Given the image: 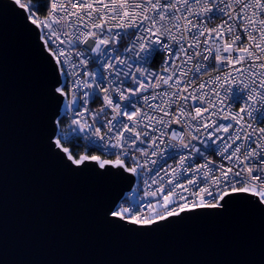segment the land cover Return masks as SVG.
Returning <instances> with one entry per match:
<instances>
[{
    "label": "snow or ice",
    "instance_id": "6c2138e0",
    "mask_svg": "<svg viewBox=\"0 0 264 264\" xmlns=\"http://www.w3.org/2000/svg\"><path fill=\"white\" fill-rule=\"evenodd\" d=\"M11 2L48 64L49 94L59 109L51 118L49 148L72 171L120 181L131 180L126 173L158 177L144 181L148 189L156 185L143 191L144 199L132 195L129 185L128 194L117 193L104 209L110 222L151 230L185 215L219 214L234 202L264 211V128L244 121L245 115L252 118L253 105L264 110V0ZM217 14L222 22L209 27ZM125 37L131 43L121 51ZM161 52L167 53L162 72L148 71L144 65ZM89 53L98 72L80 71ZM83 89L88 91L78 97ZM101 95L103 105L89 112V98L95 102ZM69 111L74 118L62 132ZM202 130L227 167L210 161L193 167L194 158L204 159L192 145ZM165 148L179 149L168 155L179 159L161 176L155 158ZM105 150L114 159L90 154Z\"/></svg>",
    "mask_w": 264,
    "mask_h": 264
},
{
    "label": "water",
    "instance_id": "95a60500",
    "mask_svg": "<svg viewBox=\"0 0 264 264\" xmlns=\"http://www.w3.org/2000/svg\"><path fill=\"white\" fill-rule=\"evenodd\" d=\"M50 84L35 33L0 0V264H264V211L248 203L151 230L110 222L106 205L137 177L63 164L49 148Z\"/></svg>",
    "mask_w": 264,
    "mask_h": 264
},
{
    "label": "built area",
    "instance_id": "2783aa9c",
    "mask_svg": "<svg viewBox=\"0 0 264 264\" xmlns=\"http://www.w3.org/2000/svg\"><path fill=\"white\" fill-rule=\"evenodd\" d=\"M76 7H79V3L76 4ZM35 11V9H34ZM38 15H40L41 17H43V15L45 14H41L40 12L38 13ZM222 22V17H220L218 14L211 20V22L209 23V27H214L215 25H219ZM246 42V41H245ZM131 43V37H125L122 42L119 44V47L121 49V51H123V49L127 48ZM84 46H81L79 49V51H83ZM117 55H119V53H117ZM129 55H131V53H129ZM92 54L89 53L88 54V58H89V63L85 66V69H80V71H87V72H98V68L97 65L94 64L92 62L91 59ZM167 57V53L161 52V54H158L155 56V59L150 63V64H146L144 65V67L151 72H162L163 67H164V61ZM73 59L75 60V57H73ZM101 61H97V63H100ZM216 72H213L212 75H216ZM105 76H107V72H105ZM202 79H207V74H205V76L203 77H198L194 83L195 84H199L201 82ZM72 80L73 77L71 76V71H69V79H68V85L69 88H71L72 85ZM128 87H131V85H127ZM83 91H88V89H83L81 92L77 93L78 97H82L83 96ZM70 98V96L68 97ZM230 100V97H227L224 99V103L228 104ZM103 105V97L102 95L97 97L95 99V102L92 101V98H89L88 104H87V108L89 109V112H96L100 109V107ZM243 106V101H241L240 103L231 105L230 110L232 112H236L239 110V108ZM81 108L84 107L83 104L80 105ZM253 108L256 109L253 112V116L252 118H249L247 115L244 116V121L251 125L252 128L254 129H259V128H264V110H260V106L258 104L253 105ZM253 109H249V111H252ZM74 117L72 116V112L69 111L67 113V115L62 117V128L61 131L62 132H67L68 129L71 127V120ZM177 130H179V126H177ZM251 130V129H248ZM207 137L206 133H203L202 130V134H201V138L200 140H196V141H192V145H194L196 148H199L201 151L202 156L204 157V159H195L194 158V163H193V167H195V165L197 164H203L206 161H210L212 164L215 165H219L220 163H224L225 167H227L229 165L228 161H223L221 159V156L219 154V152H213L212 151V145L210 144V140ZM85 149L82 147L80 149L81 152H83ZM179 149H174V148H165L164 150V154L160 157H157L155 159L158 160V165L159 167L157 168V170L160 172V175L163 176L164 174V170L169 169V167H175L176 165V161L179 159V156L176 157L175 160L173 159H168V155L169 153H173V152H179ZM188 152H191V148L189 150H187ZM107 150H105V153H100V152H93L90 154H97V155H103V157L105 159H114L113 156H109L106 154ZM180 154H185L184 152H181ZM164 161H167V163L165 164ZM149 167H154L152 165H149ZM190 175V174H188ZM151 179H158V177H156L155 172L153 173H148V172H142L141 173V177L137 178V182H136V186L134 188V190L131 192V194L133 195V193H135L134 195L136 196L137 199H144L143 196V191L144 190H153L156 185H152L151 189H148L145 185H144V181L148 180L149 183L151 182ZM186 182V181H185ZM131 198V197H130Z\"/></svg>",
    "mask_w": 264,
    "mask_h": 264
},
{
    "label": "trees",
    "instance_id": "16d2710c",
    "mask_svg": "<svg viewBox=\"0 0 264 264\" xmlns=\"http://www.w3.org/2000/svg\"><path fill=\"white\" fill-rule=\"evenodd\" d=\"M22 2H23V0H22ZM32 2L35 4V3H36V0H32ZM46 11H47V10H44V11H41L40 13H41V14H46ZM66 146H69V145H66Z\"/></svg>",
    "mask_w": 264,
    "mask_h": 264
},
{
    "label": "rangeland",
    "instance_id": "374dc122",
    "mask_svg": "<svg viewBox=\"0 0 264 264\" xmlns=\"http://www.w3.org/2000/svg\"><path fill=\"white\" fill-rule=\"evenodd\" d=\"M135 193H133V195H134Z\"/></svg>",
    "mask_w": 264,
    "mask_h": 264
}]
</instances>
